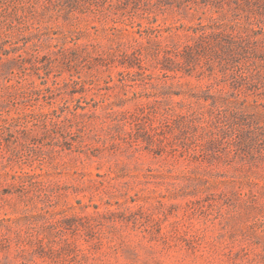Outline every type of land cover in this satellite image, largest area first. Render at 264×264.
I'll list each match as a JSON object with an SVG mask.
<instances>
[{
	"label": "rangeland",
	"instance_id": "obj_1",
	"mask_svg": "<svg viewBox=\"0 0 264 264\" xmlns=\"http://www.w3.org/2000/svg\"><path fill=\"white\" fill-rule=\"evenodd\" d=\"M217 15L0 0V264H264V65L181 59Z\"/></svg>",
	"mask_w": 264,
	"mask_h": 264
},
{
	"label": "trees",
	"instance_id": "obj_2",
	"mask_svg": "<svg viewBox=\"0 0 264 264\" xmlns=\"http://www.w3.org/2000/svg\"><path fill=\"white\" fill-rule=\"evenodd\" d=\"M136 1L139 2L141 0ZM144 1L150 6L158 5L159 7L173 5L177 7L189 8V6H192V4L208 6L214 12L218 13L217 17H211V26L201 29L200 33L198 34L199 42L195 45H186L184 47L183 53L181 54L182 61L191 62L192 59L196 58L195 55L198 56L201 52L204 53V51H212L211 53L215 54L217 52L216 48L219 49L221 52L228 54L235 53V51L240 47L244 52L250 54L249 57H252V59H258V66L264 65L263 28L259 27V30H255L256 33L254 35L261 34V36L256 38L255 41L249 42V36H234L232 35V33L226 31L227 24L232 21V19H230V15H228V13L224 11L225 6H228L229 9L231 7L232 9L231 4L233 3L234 9H241L244 11H248L252 14L263 13L262 16H264V0H154L153 5L151 4L150 0ZM95 6L96 8H98V5ZM134 8L137 9L139 7L135 6ZM260 9H263V12H260ZM246 28L251 29L252 27L249 24ZM164 60L165 62L162 63L163 65L161 66V69L168 71L178 69L177 66L174 64V60L171 57H166ZM235 77L245 80V74L239 73ZM197 146L201 147L203 146V144H198Z\"/></svg>",
	"mask_w": 264,
	"mask_h": 264
}]
</instances>
